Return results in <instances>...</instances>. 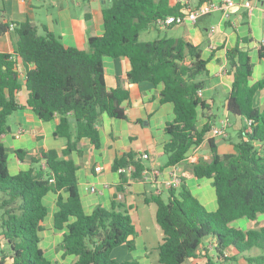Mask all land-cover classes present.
<instances>
[{"label":"trees","instance_id":"16d2710c","mask_svg":"<svg viewBox=\"0 0 264 264\" xmlns=\"http://www.w3.org/2000/svg\"><path fill=\"white\" fill-rule=\"evenodd\" d=\"M183 1L180 5L173 0H108L102 8L104 32L89 37L87 49L65 47L59 36L46 29L39 35L29 22L14 26V52L26 66L27 106L40 120L57 116L53 135L68 141L61 151L40 152L28 169L9 173L1 135L9 131L8 116L19 106L16 93L21 84L12 55L0 52V264L8 259L9 264H52L40 245L41 222L47 213L42 198L49 190L57 194L54 228L64 229L59 248L65 255L76 257L74 264H138L136 260L111 257L112 250L122 244L134 248L135 226L124 210L97 205L90 214L84 212L77 165L70 155L73 151L81 153L83 140L92 148L99 146L97 124L103 113L125 117L123 102L128 92L121 86L106 87L104 56L126 57L130 82L162 83L160 100L171 102L174 112L164 126L168 135L163 146L165 166L180 163L190 148L201 144L212 126L210 107L200 95L207 75L201 47L165 34L139 40L140 33L149 28L162 31L154 26L158 17L180 13L192 5L191 0ZM9 27L0 22V35ZM240 41L245 39H238L226 50L233 77L226 110L243 120L238 140L232 152L219 154L210 137V159L202 158L191 165L196 178L212 179L216 209L207 211L183 180L178 187L168 189L166 200L148 198L156 204L155 217L163 232L157 247L159 264H183L195 256L205 240L214 244L215 256L223 260H217L220 264L232 259L224 254L227 248H234L238 254L258 249L260 253L246 260L248 264H264V226L241 230L229 225L238 218L254 220L264 214V103L260 108L253 102L255 93L264 89V78L250 83L253 63ZM258 56L264 59V43ZM199 116L207 118L200 128ZM15 154L21 158L24 152L17 150ZM130 163L135 166L133 177H141L144 165L131 153L114 159L112 169ZM205 264L216 263L208 256Z\"/></svg>","mask_w":264,"mask_h":264},{"label":"crops","instance_id":"0c3cea01","mask_svg":"<svg viewBox=\"0 0 264 264\" xmlns=\"http://www.w3.org/2000/svg\"><path fill=\"white\" fill-rule=\"evenodd\" d=\"M202 1L205 0H191V4ZM233 1V6L214 10L195 24L183 22L172 26L173 33L167 35L185 39L201 47V56L207 61V75L203 77L205 86L200 95L210 107L208 111L212 117L209 121L211 125L219 124L221 119L228 122L227 136L213 137L219 154L233 151V144L238 140L237 132L243 123L239 116L229 114L226 110V97L233 79L228 70L226 50L234 46L238 39H245L239 45L248 51L253 63L250 83L264 78V59L258 56V49L264 43V0ZM246 1L250 2L249 7L245 5ZM107 2L108 0H0V22L10 25L8 31L0 35V52L12 55L14 70L21 84L16 93L19 106L8 116L9 131L1 135L10 174L28 169L31 159L42 151H61L68 141L67 138H56L53 135L58 122L57 116L43 121L27 106L26 66L14 52V26L20 22H29L37 28L39 35H43L46 29L59 36L65 47L87 49L88 38L100 36L104 32L102 8L107 6ZM173 2H179L180 5L184 3L178 0ZM102 62L106 87L112 89L121 86L128 92V97L123 102L125 117L115 118L103 113L97 124L99 146L92 148L87 140H83L85 147H80L81 153H71L70 157L77 165L78 194L86 214L101 205L105 209L124 210L130 216L136 229L135 246L133 249H128L125 244L115 247L111 252L112 258H120L119 261L136 260L138 264H159L157 247L162 241L163 232L156 221V204L147 199L152 196L167 199L169 190L163 181L174 169L181 174L191 194L207 211L208 204L214 201L216 204L212 179L196 178L191 171L193 163L202 158L210 159V137L207 134L201 144L190 148L180 163L165 166L163 146L168 135L164 132V126L173 119L174 112L171 102L160 100L162 83L128 81L126 74L130 64L126 57L104 56ZM253 102L255 106H263L264 89L255 93ZM208 111L205 113L208 114ZM206 119L199 116L197 126L200 128ZM19 130L21 133L16 136ZM17 150L24 152L21 158L16 157ZM141 152L149 155L148 160H141L144 168L158 167L159 175L146 174L144 178L128 179L112 169L114 159L128 153L138 157ZM96 166H100L99 171H95ZM56 200L57 194L51 190L42 198L47 213L41 222L40 245L52 264H74L76 257L65 255L59 248L64 229L54 228ZM215 209L216 206L213 210ZM229 225L241 230L263 227L264 214L257 215L254 220L238 218ZM41 233H44L43 238ZM207 243L208 240H205L196 250L195 256L186 259L183 264H205L208 256L216 264H220L223 260L215 256L214 248H207ZM2 246L3 240L0 238V247ZM258 253V249H253L248 253L238 254L234 248H227L224 254L232 259L225 264H248L246 257ZM9 263L10 259L5 261V264Z\"/></svg>","mask_w":264,"mask_h":264},{"label":"built area","instance_id":"2783aa9c","mask_svg":"<svg viewBox=\"0 0 264 264\" xmlns=\"http://www.w3.org/2000/svg\"><path fill=\"white\" fill-rule=\"evenodd\" d=\"M180 2H184L183 0H178ZM234 5L233 0H221L219 2H213L211 0H205L202 1L196 5H189L186 6L185 8L182 9L180 13L177 14H169L164 17H158L154 21V26L160 30L169 28L174 25L181 24L183 22H190L192 24H195L198 22L200 18L203 16L209 14L210 12L218 9H226L230 6ZM246 6H250V2L246 1L245 2ZM214 30V28H211ZM212 47V45H210ZM248 124L250 123V120L246 121ZM227 127H228V122L226 119H221L219 124L217 125H212L210 128V131L208 133L209 137H226L227 136ZM21 133V130L17 131L16 136H19ZM141 160H148L149 155L147 152H141L138 156ZM175 166V165H174ZM100 166L95 167V171H99ZM118 174L125 176L128 179H140L144 178L146 174H150L152 176H157L160 174V168L158 167H151L149 169L144 168L143 171L141 172V177L139 178H134L133 173L135 172V166L133 164H126L119 166L115 170ZM164 185L166 188H175L178 187L182 183V177L181 174L178 173L176 170H172L170 172V175L168 178H166L163 181ZM92 191H94V188H91ZM208 246L207 248L213 249L214 244L211 242L207 243Z\"/></svg>","mask_w":264,"mask_h":264},{"label":"rangeland","instance_id":"374dc122","mask_svg":"<svg viewBox=\"0 0 264 264\" xmlns=\"http://www.w3.org/2000/svg\"><path fill=\"white\" fill-rule=\"evenodd\" d=\"M109 3L107 2L106 5H108ZM172 27V26H171ZM171 27L169 28H166V29H163L162 31H160L158 33V31L155 29V28H149L145 31H142L139 35V40H152V39H155L156 37L158 36H162L164 34L166 35H171L173 32V29H171ZM216 204H215V201L211 204H208V211H213V209L215 208ZM41 237L43 238L44 237V233H41ZM44 242L45 240L42 241V246L44 247ZM48 254V253H47ZM120 258H118L119 260Z\"/></svg>","mask_w":264,"mask_h":264}]
</instances>
